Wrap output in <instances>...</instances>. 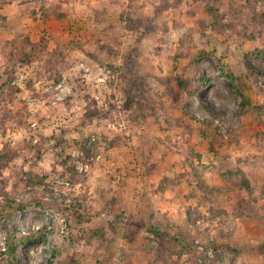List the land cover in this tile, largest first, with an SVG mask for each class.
Listing matches in <instances>:
<instances>
[{
    "label": "clouds",
    "instance_id": "clouds-1",
    "mask_svg": "<svg viewBox=\"0 0 264 264\" xmlns=\"http://www.w3.org/2000/svg\"><path fill=\"white\" fill-rule=\"evenodd\" d=\"M0 264H264V0H0Z\"/></svg>",
    "mask_w": 264,
    "mask_h": 264
}]
</instances>
